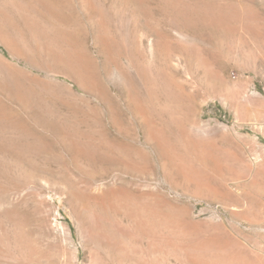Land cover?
<instances>
[{
  "label": "rangeland",
  "instance_id": "374dc122",
  "mask_svg": "<svg viewBox=\"0 0 264 264\" xmlns=\"http://www.w3.org/2000/svg\"><path fill=\"white\" fill-rule=\"evenodd\" d=\"M0 60V264H264V0H0Z\"/></svg>",
  "mask_w": 264,
  "mask_h": 264
},
{
  "label": "bare ground",
  "instance_id": "6f19581e",
  "mask_svg": "<svg viewBox=\"0 0 264 264\" xmlns=\"http://www.w3.org/2000/svg\"><path fill=\"white\" fill-rule=\"evenodd\" d=\"M1 61V60H0ZM2 64V63H1ZM3 66L10 71L11 74H14L17 72V70L13 69L8 63L3 61ZM137 91V90H136Z\"/></svg>",
  "mask_w": 264,
  "mask_h": 264
}]
</instances>
